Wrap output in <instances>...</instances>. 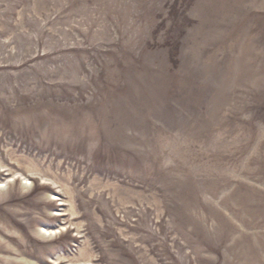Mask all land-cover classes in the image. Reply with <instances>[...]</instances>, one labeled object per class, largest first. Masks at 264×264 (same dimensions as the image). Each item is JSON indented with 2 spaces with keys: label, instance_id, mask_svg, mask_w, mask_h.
Returning a JSON list of instances; mask_svg holds the SVG:
<instances>
[{
  "label": "rangeland",
  "instance_id": "374dc122",
  "mask_svg": "<svg viewBox=\"0 0 264 264\" xmlns=\"http://www.w3.org/2000/svg\"><path fill=\"white\" fill-rule=\"evenodd\" d=\"M0 264H264V0H0Z\"/></svg>",
  "mask_w": 264,
  "mask_h": 264
}]
</instances>
